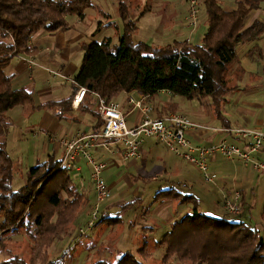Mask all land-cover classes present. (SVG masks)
<instances>
[{
    "label": "trees",
    "instance_id": "trees-1",
    "mask_svg": "<svg viewBox=\"0 0 264 264\" xmlns=\"http://www.w3.org/2000/svg\"><path fill=\"white\" fill-rule=\"evenodd\" d=\"M132 1L118 0L120 32L118 24L93 0H0V250L4 248L1 240L13 235L22 234L32 243L30 259L7 250L0 264H64V257L50 258L49 248L56 240L72 234L79 215L89 204L85 192L74 183L71 170L61 167V160L53 154L27 169L25 184L17 190L13 188L15 177L22 173L7 146L12 125L7 113L14 107L23 106L27 116L41 109H56L62 117L72 109L78 89L84 87L87 91L79 108L97 119V131L103 123L97 96L110 101L132 90L146 96L166 90L188 99L210 100L215 117L230 128L224 123L223 107L227 95L238 89L245 73L238 47L264 35V20L246 25L249 13L264 0H228L235 3L234 10L225 8L226 0H201L207 12V30L201 42L184 39L165 45L134 40L138 24L132 17ZM89 8L108 21L106 25L101 22L97 32L113 28L119 33L118 43L110 36L101 41H83L84 57L74 79V94L37 105L33 86L14 88L13 76L6 68L15 56L31 53V39L38 31L55 34L68 30V17L85 18ZM86 99L95 101L90 106L85 104ZM154 199L192 205V210L172 223L162 239L155 242V249L163 248L159 264H264L263 232L239 219L241 214H208L200 210L196 196L175 188L159 190ZM223 203L225 206V200ZM139 204L141 200L133 198L121 210L126 212ZM143 231L148 233L146 228ZM146 239L147 236L142 238L143 245L136 251L121 253L115 262L101 259L90 264H153L154 255Z\"/></svg>",
    "mask_w": 264,
    "mask_h": 264
},
{
    "label": "crops",
    "instance_id": "crops-1",
    "mask_svg": "<svg viewBox=\"0 0 264 264\" xmlns=\"http://www.w3.org/2000/svg\"><path fill=\"white\" fill-rule=\"evenodd\" d=\"M93 1L110 16L111 21L118 24L121 32L118 0ZM141 1L142 6L146 3L143 8L146 11L141 17L147 16L146 23L149 27L153 26V29H150L152 36L165 35L171 31L174 35L193 32L185 31V26H189L186 21L183 25H178L173 20L178 14L176 7L180 1L181 4L188 5L189 0H170L169 3L164 0ZM224 6L227 10L236 9L235 3L228 0L224 2ZM86 13L85 18L69 16L68 22L71 26L68 30L55 34L38 31L31 39V53L15 56L6 68V72L13 76L14 88L33 86L37 105L60 101L74 94V79L84 57L81 47L83 41L96 38L101 41L110 36L118 43L119 33L114 30L112 35V28H103L97 32L101 22L104 25L108 23L102 14H96L93 8L87 9ZM90 14L94 16H89ZM136 15L133 14L132 17L138 23L140 18L137 17L140 15ZM256 20H264V1L259 8L249 13L246 25L250 26ZM201 40L202 37L197 43ZM238 51L245 73L238 82V89L227 95V102L223 107L224 123L230 125V128L241 127L264 132V35L258 40L241 44ZM130 97L142 99V106L132 104ZM95 99H86L85 104L92 106ZM114 100L120 103L129 127L137 126L146 118L181 112L204 126L188 130L187 136L194 144L214 146L220 141H226L244 146L250 141V138L237 137L227 132L226 129L229 128H225L221 119L215 117L208 99L199 100L200 107L192 110L183 107L182 98L166 90L154 96H146L132 90L119 94ZM56 112V109H41L27 116L23 106H16L7 113L12 123L7 146L14 160L22 164V177L27 169L39 161H45L48 155L53 154L56 160H62L66 148L60 139L64 136L75 139L95 131L97 119L90 112L82 111L79 105L72 104V109L64 112L62 117ZM110 144L108 148L98 147L95 153L108 164L103 175L111 189V198L103 205L101 218L96 226L78 239L75 237L76 229L78 225H83L81 222L85 223L89 219L96 192L90 178L91 167L85 158L80 159L71 170L74 183L80 191L85 192L89 204L79 215L72 234L56 241L59 242L57 247L61 249L59 253L62 257L70 252L66 262L68 264H79L80 261L90 264L101 259L115 262V258L121 253L136 251L141 247L142 238L145 236L147 246L155 258V253L160 249H155V242L162 239L172 223L192 210L191 204H179L174 199L156 202L154 198L159 190L175 188L182 194H192L199 199L200 210H206L203 207V196L196 191L200 186L198 169L168 150L157 139L144 138L140 158L132 160L124 159L123 145L120 142L112 141ZM255 157L263 159L264 148ZM210 167L216 174L214 181L219 177L217 188L221 192V197L212 204L215 215L225 214V206L221 200L236 192L242 196L243 207H253L247 202L246 196H255L256 188L252 175L255 172L262 177L261 173L254 171L240 159L232 160L220 153L211 156ZM133 198L140 199L141 204L126 212L122 211L123 204ZM144 228L148 230L147 234L144 233ZM104 249L106 254L102 255ZM159 260L155 258L151 262L159 264Z\"/></svg>",
    "mask_w": 264,
    "mask_h": 264
},
{
    "label": "built area",
    "instance_id": "built-area-1",
    "mask_svg": "<svg viewBox=\"0 0 264 264\" xmlns=\"http://www.w3.org/2000/svg\"><path fill=\"white\" fill-rule=\"evenodd\" d=\"M198 3L199 0H191L193 20L190 24H196L199 12ZM86 91L87 89L84 87L78 89L73 104L79 105L83 101ZM97 99V109L103 119L99 130L75 139H70L67 136L60 139L66 148L61 160V167L72 170L80 159L85 158L91 167L90 178L96 192V199L89 219L85 225L78 228L79 238L96 226L100 220L103 205L111 198V189L103 175L108 164L99 159L95 152L98 147L108 148L112 141L120 142L123 145L125 160H132L140 158L144 138H155L178 157L194 165L207 181H214L216 178V174L210 167V158L217 153L232 160L240 159L264 176V158L255 157L264 148V132L262 131L241 127L226 129L227 132L233 133L237 137L250 138V141L244 146L226 141H220L214 146L194 144L187 136L188 130L204 126L192 121L184 113L170 112L162 117L146 118L137 126L129 127L119 102L116 100L107 101L100 96H97ZM130 102L137 107L142 106V99L130 97ZM241 197L239 192H236L234 197H226L225 209L228 213L233 216L241 213Z\"/></svg>",
    "mask_w": 264,
    "mask_h": 264
},
{
    "label": "rangeland",
    "instance_id": "rangeland-1",
    "mask_svg": "<svg viewBox=\"0 0 264 264\" xmlns=\"http://www.w3.org/2000/svg\"><path fill=\"white\" fill-rule=\"evenodd\" d=\"M167 1L168 3L170 0H164ZM185 3V2H184ZM187 3V2H186ZM142 1L141 0H133L132 5H131V10H133L134 15L139 14L140 10H144L143 8L145 7L146 3L141 5ZM167 4V3H166ZM119 5V4H118ZM191 0H189L188 5L180 4L178 5L177 10L178 14L175 16L173 19L178 23V25H183L184 21H186L189 26H185V31H193L191 34L190 32L188 34H182V35H174L173 32H167L165 35H156L152 36V31L150 29H153V26H150L146 23L147 22V16L145 17H137L140 18L138 21V31L134 34V40L136 42L139 41H147L148 43H155V44H169L173 41H175V38H180V40L184 39H190L192 43H197L201 37H203L206 29H207V12L205 7H202V1L199 0V3L197 4V7L199 9V12L197 14V21L196 24H190L193 20L191 16ZM138 9H135L138 7ZM142 6V7H141ZM166 10V7L164 8ZM149 11V10H147ZM164 15V12L162 13ZM162 15V16H163ZM89 16H94V15H89ZM137 16V15H136ZM161 16V15H160ZM111 34L113 35L114 29L110 30ZM99 38H96L95 40H98ZM189 40V41H190ZM117 41V40H116ZM180 98L183 99V104L184 108L188 109H195L197 107H200V101L198 99H188L184 96L178 95ZM16 160V159H15ZM17 161V160H16ZM188 162V161H186ZM189 163V162H188ZM192 165L191 163H189ZM22 164H20L21 166ZM193 166V165H192ZM195 169L196 167L193 166ZM253 169V168H252ZM197 170V169H196ZM254 170V169H253ZM199 172V170H197ZM255 171V170H254ZM257 172V171H256ZM258 173L253 172L252 178L254 181V186L256 188L255 196H246L247 202L252 205L253 207L250 209L247 207H243L241 211V215L239 216V219H245L251 223L253 227H258L261 228V232H263L262 235H264V231L262 230L264 227V177L260 175V177L257 175ZM199 178V189L196 188V191L198 194H201L203 196V207L206 208L205 212L211 215H215V209L212 208V204L217 201L221 197V192L217 188V181L218 178L215 181H207L204 176L202 175L201 172L197 175ZM25 179L21 177L19 174L15 177L14 183H13V188L15 190L21 188L25 184ZM229 197H234V195H230ZM242 200V197H241ZM95 201V198H93V203ZM224 202V199L221 200ZM254 203V205H253ZM224 213H228L226 209H224ZM230 214V213H228ZM230 216H233L230 214ZM84 224V221L81 222ZM79 225L76 230H78ZM77 234H75L76 236ZM1 238V235H0ZM66 238V237H64ZM63 238V239H64ZM62 240V239H61ZM58 241V240H56ZM54 242L53 245L49 248V253H50V258H57V257H62L60 252V248L57 247L59 242ZM2 244L4 245L3 250H0V260H2L4 257H6L7 250H11L15 254H21L23 257L26 259H30V252H31V242L27 238H23V235H13L11 239H2L1 240ZM159 249V248H158ZM3 251V252H1ZM163 252V248H160L157 253H155V258H158L161 260L160 255ZM70 252L67 253V255L64 257L63 262L64 264H68L69 260V255ZM101 254H106L105 249ZM154 258V259H155ZM159 260V261H160ZM79 264H84L83 261H80Z\"/></svg>",
    "mask_w": 264,
    "mask_h": 264
}]
</instances>
